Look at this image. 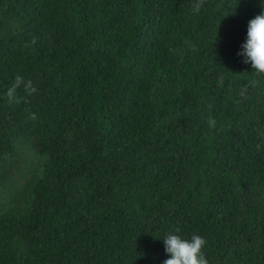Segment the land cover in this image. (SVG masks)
Masks as SVG:
<instances>
[{
  "label": "trees",
  "instance_id": "obj_1",
  "mask_svg": "<svg viewBox=\"0 0 264 264\" xmlns=\"http://www.w3.org/2000/svg\"><path fill=\"white\" fill-rule=\"evenodd\" d=\"M193 3L0 0V264H162L177 228L264 264V74L237 55L264 0Z\"/></svg>",
  "mask_w": 264,
  "mask_h": 264
},
{
  "label": "clouds",
  "instance_id": "obj_2",
  "mask_svg": "<svg viewBox=\"0 0 264 264\" xmlns=\"http://www.w3.org/2000/svg\"><path fill=\"white\" fill-rule=\"evenodd\" d=\"M203 4L204 0H194L191 5L193 14H198ZM36 42V38L33 37L30 43L25 46L35 45ZM237 55L244 58V63L250 62L256 73L264 74V10L248 21L246 40L241 45V51ZM218 83H223V77L219 78ZM253 83H256V81H253ZM18 89H22L24 93L22 97L17 96ZM38 91L39 89L31 78H25L23 75L17 74L6 91L8 103L22 101L28 104L31 102L30 97L36 95ZM245 92L246 89H242L240 94L244 95ZM27 119L36 121L38 117L36 113L29 112ZM207 123L209 127L214 128L216 126L215 119L211 117ZM177 233H179L178 228L175 232H169L163 238L168 258L162 264H209L202 251L206 244L204 237L192 234L190 239H184Z\"/></svg>",
  "mask_w": 264,
  "mask_h": 264
}]
</instances>
